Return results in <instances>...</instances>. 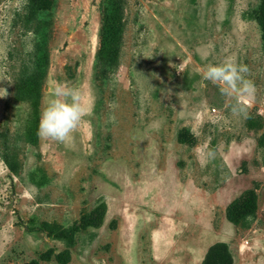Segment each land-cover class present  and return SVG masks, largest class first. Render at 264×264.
<instances>
[{"label":"rangeland","instance_id":"1","mask_svg":"<svg viewBox=\"0 0 264 264\" xmlns=\"http://www.w3.org/2000/svg\"><path fill=\"white\" fill-rule=\"evenodd\" d=\"M261 2L0 0V264H264ZM233 54L246 116L203 77ZM59 83L66 143L37 134Z\"/></svg>","mask_w":264,"mask_h":264},{"label":"clouds","instance_id":"2","mask_svg":"<svg viewBox=\"0 0 264 264\" xmlns=\"http://www.w3.org/2000/svg\"><path fill=\"white\" fill-rule=\"evenodd\" d=\"M247 73V66L238 63L234 54L226 55L218 63L207 64L203 73L205 80L219 86L222 95L235 98V103L230 105L234 116L247 115L239 97L251 98L255 91L251 81L246 79ZM87 114L88 105L80 89L59 83L41 112L37 134L45 140L66 143ZM207 158L214 159L215 152L209 151Z\"/></svg>","mask_w":264,"mask_h":264},{"label":"trees","instance_id":"3","mask_svg":"<svg viewBox=\"0 0 264 264\" xmlns=\"http://www.w3.org/2000/svg\"><path fill=\"white\" fill-rule=\"evenodd\" d=\"M40 9H42L44 0H33ZM258 20L263 29L264 38V0H262L258 9ZM202 264H233V255L225 242L218 241L212 244L206 252Z\"/></svg>","mask_w":264,"mask_h":264},{"label":"crops","instance_id":"4","mask_svg":"<svg viewBox=\"0 0 264 264\" xmlns=\"http://www.w3.org/2000/svg\"><path fill=\"white\" fill-rule=\"evenodd\" d=\"M159 244H160V243H159ZM162 249H163V246H162V245H157V246H156V251H157V254H158V255H161L160 252L162 251Z\"/></svg>","mask_w":264,"mask_h":264}]
</instances>
